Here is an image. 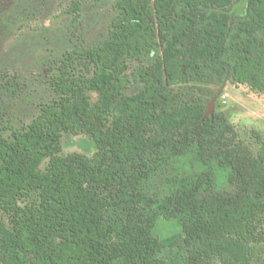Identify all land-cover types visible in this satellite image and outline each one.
Here are the masks:
<instances>
[{"label": "trees", "instance_id": "1", "mask_svg": "<svg viewBox=\"0 0 264 264\" xmlns=\"http://www.w3.org/2000/svg\"><path fill=\"white\" fill-rule=\"evenodd\" d=\"M240 1L117 0L108 37L60 58L40 114L11 138L0 126V264H167L166 247L186 264L261 262L264 133L241 138L222 112L206 115L214 92L190 84L264 94V0L231 16ZM159 46L164 59L146 64ZM131 61L138 70L128 72ZM135 84L141 90L127 94ZM63 132L90 135L96 153L58 156ZM193 148L203 164L229 167L239 189L201 194L214 185L207 170L174 194L142 191L149 162ZM159 218L182 219L183 234L157 239Z\"/></svg>", "mask_w": 264, "mask_h": 264}, {"label": "rangeland", "instance_id": "2", "mask_svg": "<svg viewBox=\"0 0 264 264\" xmlns=\"http://www.w3.org/2000/svg\"><path fill=\"white\" fill-rule=\"evenodd\" d=\"M73 1H80L77 13L68 11ZM117 0H0V126L5 137L11 138L14 129L27 127L41 110V104L54 96L51 78L58 74L60 58L74 49L99 45L109 34L112 22L118 15ZM247 0L235 3L231 16L246 13ZM181 33L178 37L180 38ZM164 49L156 47L147 60L151 65L164 59ZM139 63L131 61L128 72L138 70ZM190 84L210 88L214 97L207 103L206 115L222 112L245 137L250 129L264 133V94L254 92L249 86L225 81L221 85L192 82ZM142 88L135 84L126 90L129 95L137 94ZM89 93L93 103L97 100L94 86ZM61 151L58 156L72 153L92 158L97 151L94 139L85 133L63 132ZM48 158L39 168L44 170ZM149 175L143 179L141 189L157 198L174 194L190 186L199 175L207 170L213 173L211 190L203 189L201 194L214 192L235 193L239 186L230 180L229 167H221L217 160L207 166L197 159L196 148L185 156L157 159L149 162ZM6 220L7 218L4 217ZM183 234L182 219H157L153 236L166 240ZM167 264H186V255L176 247H166L160 255ZM214 264H220L215 261ZM258 264H264L263 259Z\"/></svg>", "mask_w": 264, "mask_h": 264}]
</instances>
